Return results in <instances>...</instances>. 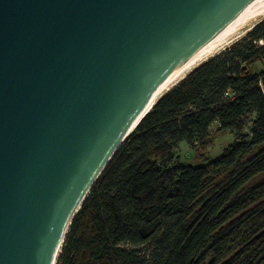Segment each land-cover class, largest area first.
I'll use <instances>...</instances> for the list:
<instances>
[{
	"label": "water",
	"instance_id": "95a60500",
	"mask_svg": "<svg viewBox=\"0 0 264 264\" xmlns=\"http://www.w3.org/2000/svg\"><path fill=\"white\" fill-rule=\"evenodd\" d=\"M254 1L0 0V264H57L134 119Z\"/></svg>",
	"mask_w": 264,
	"mask_h": 264
},
{
	"label": "trees",
	"instance_id": "16d2710c",
	"mask_svg": "<svg viewBox=\"0 0 264 264\" xmlns=\"http://www.w3.org/2000/svg\"><path fill=\"white\" fill-rule=\"evenodd\" d=\"M225 133L234 143L218 158L175 160L183 142L206 152ZM57 264H264V21L142 118L74 216Z\"/></svg>",
	"mask_w": 264,
	"mask_h": 264
},
{
	"label": "bare ground",
	"instance_id": "6f19581e",
	"mask_svg": "<svg viewBox=\"0 0 264 264\" xmlns=\"http://www.w3.org/2000/svg\"><path fill=\"white\" fill-rule=\"evenodd\" d=\"M264 20V0H255L223 28L201 49L189 57L169 78L161 91L145 108L137 115L132 122L128 134L133 132L142 118L151 110L156 100L163 94L167 93L177 86L192 71L211 57L219 53L223 47L233 38L242 35L245 31L256 26Z\"/></svg>",
	"mask_w": 264,
	"mask_h": 264
},
{
	"label": "rangeland",
	"instance_id": "374dc122",
	"mask_svg": "<svg viewBox=\"0 0 264 264\" xmlns=\"http://www.w3.org/2000/svg\"><path fill=\"white\" fill-rule=\"evenodd\" d=\"M254 27L245 31L242 35L237 36V37L233 38L232 40H230L229 43H227L219 53L223 52L224 50L231 47L236 42L243 39L247 35V33L250 30H252ZM219 53H217V54H219ZM216 55H214V56H216ZM216 129H217V127H215L213 129V132H215ZM250 132H251V130H250V128H248L246 130V133H250ZM233 143H234V136L231 133H225L222 136H219L216 139L215 144H213V146L210 147V149L206 152H201L200 150H198V147L196 145H191V144H188L186 142H183L180 145V147L177 149V151L175 152V160L181 164H187V165H192V166H201L206 161V159H204V156L208 157L210 160H214V159L218 158Z\"/></svg>",
	"mask_w": 264,
	"mask_h": 264
}]
</instances>
